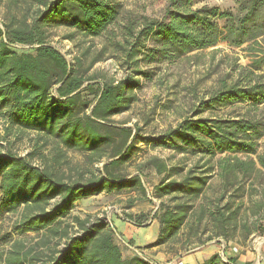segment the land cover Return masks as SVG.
I'll use <instances>...</instances> for the list:
<instances>
[{
    "label": "trees",
    "instance_id": "1",
    "mask_svg": "<svg viewBox=\"0 0 264 264\" xmlns=\"http://www.w3.org/2000/svg\"><path fill=\"white\" fill-rule=\"evenodd\" d=\"M124 1L0 0L3 139L23 132L37 136L32 151L25 157L10 149L5 151L0 144V223L6 215H17L10 235L2 236L0 242H11L13 235L42 234L34 247L11 242L2 264H150L138 256L124 259L115 233L102 219L72 217L66 223L80 201L101 194H146L140 176L118 172L139 151V143L179 153L194 149L195 154L207 159L204 166L197 164L186 172L156 157L139 167L140 172L153 169L163 176L153 191L159 202L154 215L159 231L150 248L169 244L188 226L195 202L215 172L210 165L215 159L225 180L233 173L244 175L256 167L264 170V154L258 155L264 115L228 120L189 118L164 135L143 137L139 128L133 131L120 127L113 118L131 109L141 78H151L148 72L136 69L118 81L103 79L98 87L93 82L101 79L99 74L88 76V71L81 70L80 61L73 68L50 45L51 30L58 28L74 32L68 35L69 40L75 34L100 37L117 22ZM202 1L171 0L164 20L145 18L136 33L134 28L129 29L133 42L131 51L123 47L127 58L138 56L137 49H145L147 42L154 44L147 56L150 62L218 47L230 50L244 59L245 66L233 83L224 82L201 102L202 109L195 115L235 104L254 108L264 105V0H234L236 12L207 5L195 9ZM50 143L51 158L44 155ZM68 151L88 155L93 164H103L99 175L87 171L67 179L62 166ZM35 160L40 164H35ZM226 160L234 161V165H224ZM177 175L182 177L174 179ZM224 201L222 195L209 214L217 238L226 237L241 206L232 211V202L221 206ZM133 205L134 201H130L129 208ZM127 216L133 225L144 226V215ZM253 233L264 237V216L255 221ZM62 242L65 246L58 250ZM39 248L47 253L37 252ZM201 264L237 261L224 263L215 254Z\"/></svg>",
    "mask_w": 264,
    "mask_h": 264
},
{
    "label": "rangeland",
    "instance_id": "2",
    "mask_svg": "<svg viewBox=\"0 0 264 264\" xmlns=\"http://www.w3.org/2000/svg\"><path fill=\"white\" fill-rule=\"evenodd\" d=\"M170 1L126 0L121 3L117 22L100 37L84 38L82 35L75 34L74 39L69 40L68 35H73L74 32L58 28L51 30L52 36L49 43L73 68L76 69L80 61L81 70L88 71V76L94 73L99 74L101 79L93 82L97 83L98 87L102 86L103 79L118 81L131 75L136 69L151 75L150 79L141 78V85L135 91L136 101L131 109L113 118V122L120 127L131 128L133 131L139 128L140 136L159 137L189 118L228 120L263 116L264 105L254 108L248 104L219 107L198 116L195 115L202 109L201 102L208 100L224 82L233 83L239 76L241 68L245 66L244 59L230 50L218 47L194 51L172 60L150 62L147 56L154 44L147 42L145 49H137L140 52L138 56L130 60L127 58L128 52L124 51V48L131 51L130 45L133 42L128 34L129 29L134 28L136 33L145 18L164 20L166 11L171 7ZM1 5L0 23L3 3ZM204 5L216 6L224 11L236 12L237 10L234 0H203L194 8ZM97 60L99 62H96ZM4 136V126L0 122V144L5 151L10 149L21 157L27 156L32 151L37 138L35 134L26 132L8 136L5 140ZM258 144V155H262L264 154V135ZM52 147L53 144L50 143L44 151V155L49 158L53 152ZM137 147L139 151L118 172L124 176H140L146 194L138 192L120 196L101 194V196L80 201L76 204L71 216L66 219V223H70L72 217L89 218L90 221L102 219L115 233L116 244L120 247L125 259L130 257L128 253L134 254L129 246L131 248L137 246L140 247L138 249L141 250L143 257L154 264H201L215 254H218L224 263L235 259L237 264H264V237L253 233L255 221L264 216V170L256 167V170L244 175L233 173L229 179L225 180L221 177L218 159H215L210 164L215 167V172L203 194L195 202V209L188 226L169 244L150 248L159 231L158 221L154 220L159 202L154 199L153 191L154 187L160 184L163 176L158 175L153 169L140 172L139 167L146 160L156 157L166 162L168 166H175L186 172L197 164L200 167L204 166L207 159L200 154H195L194 149L187 153H179L163 146L144 143H139ZM257 156L253 157L254 161L258 160ZM64 163L62 171L67 179L77 178L79 172L93 171L99 175L103 166L100 163L93 164L88 155L74 151L66 153ZM223 163L228 167L234 165L232 160H226ZM35 164L39 165L40 162L35 160ZM181 177L177 175L174 179ZM222 195L225 196V201L221 206L232 202V211L241 206L226 237L217 238L209 214L216 209ZM130 201H134L132 208H129ZM129 214L144 215L145 217L142 218L144 226L127 224L129 229L126 230L125 222H128ZM16 219L17 215L12 214L4 217L0 223V238L10 235ZM41 235L35 233L24 236L13 235L11 242H20L26 248H30L40 241ZM11 242H0V264L3 263ZM64 246L62 242L58 245V250H62ZM38 251L47 253V250L43 248H39Z\"/></svg>",
    "mask_w": 264,
    "mask_h": 264
},
{
    "label": "built area",
    "instance_id": "3",
    "mask_svg": "<svg viewBox=\"0 0 264 264\" xmlns=\"http://www.w3.org/2000/svg\"><path fill=\"white\" fill-rule=\"evenodd\" d=\"M129 248H130L131 250H133V252H134V256H138V257H140L141 259L147 261L148 263H150V264H154V263L150 262L149 260H147L145 257H143L141 250L136 249L135 247H132V248H131V246H129Z\"/></svg>",
    "mask_w": 264,
    "mask_h": 264
},
{
    "label": "crops",
    "instance_id": "4",
    "mask_svg": "<svg viewBox=\"0 0 264 264\" xmlns=\"http://www.w3.org/2000/svg\"><path fill=\"white\" fill-rule=\"evenodd\" d=\"M100 196H101V195H100ZM118 220H120V219L118 218ZM120 221H121V220H120ZM122 221H123V220H122ZM125 223H126V226H125V229H126V230L129 229V227H128L127 224L134 226V225H133L132 223H130V222H129V223H128V222H125ZM154 241H155V240H154ZM154 241H153V242H154ZM153 242H152V243H153ZM135 248L138 249V248H140V247L135 246ZM130 254H131V255H130ZM122 255H123V253H122ZM128 255H129L130 257H128L127 259H130V258L134 257V254L131 253V252L128 253ZM124 259H125V258H124Z\"/></svg>",
    "mask_w": 264,
    "mask_h": 264
}]
</instances>
